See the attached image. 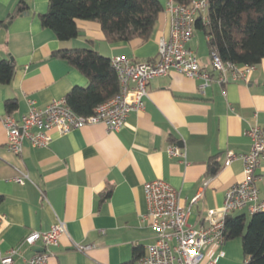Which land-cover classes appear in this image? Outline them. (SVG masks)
<instances>
[{"label":"crops","instance_id":"0c3cea01","mask_svg":"<svg viewBox=\"0 0 264 264\" xmlns=\"http://www.w3.org/2000/svg\"><path fill=\"white\" fill-rule=\"evenodd\" d=\"M167 1L160 0L164 11L150 40L111 44L98 22L86 20H77V38L59 40L41 22L49 0H26L29 10L13 20L9 15L19 0H0V20L5 21L0 25V62L9 61L14 68L12 80L0 83V257L16 249L12 264H27L42 248L22 244L24 238L32 231H48L60 220L67 230L59 246L49 249L47 264H138L136 248L145 254L156 242L153 229L141 221L147 212L146 183L169 182L191 210L189 226L199 228L208 211L222 207L227 190L246 178L241 159L229 166L225 162L228 152L251 151L247 132L252 125L264 128V62L247 82H213L203 91V80L171 71L149 82L144 108L131 112L119 131L98 124L64 136L54 133L48 147L35 149L26 143L21 156L6 148L2 118H21L29 99L42 108L66 98L75 86L88 85V78L57 57V51L86 48L110 59L122 55L155 61L160 40L170 37ZM187 48L197 54L203 69L213 72L204 32L196 30ZM9 101L16 104L10 111ZM171 145L186 151L185 162L168 154ZM20 172L29 176L25 184L15 181ZM256 174L263 189L264 164ZM244 214L251 215L245 209L231 216ZM77 245L91 247L83 252ZM220 251L224 255L217 264L245 260L241 238L226 241L221 249L210 247L207 253L215 257Z\"/></svg>","mask_w":264,"mask_h":264},{"label":"built area","instance_id":"2783aa9c","mask_svg":"<svg viewBox=\"0 0 264 264\" xmlns=\"http://www.w3.org/2000/svg\"><path fill=\"white\" fill-rule=\"evenodd\" d=\"M208 9V0H193L190 4L168 0L166 11L170 16V37L160 40L155 61H135L122 55L112 58L120 92L100 104L88 116L76 114L66 98L53 100L42 108L37 106L34 99H29L28 112L21 118L11 115L2 118L7 133V150L21 156L26 143L35 149L45 148L52 143L54 133L64 136L86 126L104 124L109 132L119 131L131 112L144 108L149 95V82L167 76L171 71L203 80L201 91L213 82H247L257 65L242 66L224 61L214 50L210 55L213 72H209L203 69L197 54L187 48L195 34L196 22L201 20L204 24L208 23ZM247 135L251 140V151L241 155L228 152L225 162L229 166L236 159H241L246 178L227 190L222 207L208 211L206 223L199 228L189 226L191 210L181 204L180 192L169 182L157 179L144 185L147 212L141 221L153 229L156 242L148 246L138 264H217L224 253L220 251L215 257H210L207 250L210 247L221 249L225 245L227 218L245 209L250 214L264 212V188L258 187L259 177L256 174L264 164V128L256 123L250 127ZM167 152L171 157L186 161V151L178 145L169 146ZM26 180H29V176L23 172L15 178L19 184H25ZM201 196L197 195L191 203L196 204ZM3 221L4 216H0V227ZM66 230V223L58 220L48 231L28 234L22 244L38 245L43 251L36 252L27 264H47L51 255L49 249L59 246ZM90 247L77 245V249L83 252ZM16 252L14 249L1 256L2 264H12ZM243 264H250L249 259H245Z\"/></svg>","mask_w":264,"mask_h":264},{"label":"trees","instance_id":"16d2710c","mask_svg":"<svg viewBox=\"0 0 264 264\" xmlns=\"http://www.w3.org/2000/svg\"><path fill=\"white\" fill-rule=\"evenodd\" d=\"M190 4L192 0H176ZM208 23L196 22V30L209 38V48L217 51L224 61L242 66L260 65L264 62V0H208ZM29 10L26 0H19L9 20ZM164 7L160 0H49L48 12L41 15L45 28L52 30L61 41L79 36L77 20L98 22L111 43L130 42L134 39L148 41ZM5 21L0 20V25ZM56 56L84 74L87 86H75L67 94L69 107L78 115L93 114L96 107L120 92L117 72L111 59L93 49H64ZM14 68L9 61L0 62V83H9ZM14 101L7 103L12 110ZM4 198L0 196V204ZM227 241L241 238L245 259L250 264H264V212L226 220ZM144 255L136 248L135 260Z\"/></svg>","mask_w":264,"mask_h":264},{"label":"water","instance_id":"95a60500","mask_svg":"<svg viewBox=\"0 0 264 264\" xmlns=\"http://www.w3.org/2000/svg\"><path fill=\"white\" fill-rule=\"evenodd\" d=\"M5 27H7V25H6ZM38 251H39V252H42L43 250H42V249H39Z\"/></svg>","mask_w":264,"mask_h":264},{"label":"rangeland","instance_id":"374dc122","mask_svg":"<svg viewBox=\"0 0 264 264\" xmlns=\"http://www.w3.org/2000/svg\"><path fill=\"white\" fill-rule=\"evenodd\" d=\"M249 217V215H247Z\"/></svg>","mask_w":264,"mask_h":264}]
</instances>
